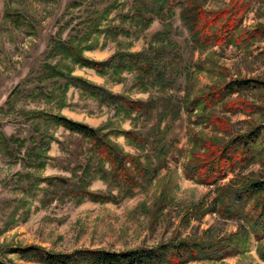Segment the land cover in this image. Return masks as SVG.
Segmentation results:
<instances>
[{
	"label": "rangeland",
	"instance_id": "374dc122",
	"mask_svg": "<svg viewBox=\"0 0 264 264\" xmlns=\"http://www.w3.org/2000/svg\"><path fill=\"white\" fill-rule=\"evenodd\" d=\"M134 1L0 0V137L12 138L7 147L0 144V260L6 264H42L18 251L31 245L53 252L121 251L192 239L206 231L205 237L226 236L240 223L211 211L213 202H229L225 190L217 186L235 185V175L240 180L248 176L264 180V87L227 95L214 104L204 101L203 108L194 112L182 105L185 96L195 98L234 79L264 81V0H250L237 31L240 36L206 49L193 47L180 21L183 0H175L172 14L155 17L144 30L122 18L132 11ZM203 4L205 10L214 11L227 7L230 0H204ZM109 26L125 31L106 35ZM160 31L166 44V69L164 79L154 85L140 82L129 71L101 75L53 51L55 40H70L83 48L82 56L101 61L118 51L146 49ZM158 43L159 38L154 45ZM54 64L127 98L152 99V115L125 118L77 87L62 86L64 80L47 70ZM196 114L208 115V121ZM45 115L65 116L92 127L109 126L108 132L115 127L139 130L150 141L162 138L165 151L158 153L155 144L137 149L113 131L109 137L124 152L158 167L154 176L139 178V185L125 194L118 186L95 179L87 188L110 192L115 200H78L68 190L88 158V144ZM252 127L259 133L253 143L257 151L243 167L228 172L217 184L202 183L184 172L187 165ZM47 134L53 139L41 155L44 166L38 167L28 152ZM48 177L56 179L52 184L41 181ZM258 247L250 235L247 247L237 254L184 264H264Z\"/></svg>",
	"mask_w": 264,
	"mask_h": 264
},
{
	"label": "trees",
	"instance_id": "16d2710c",
	"mask_svg": "<svg viewBox=\"0 0 264 264\" xmlns=\"http://www.w3.org/2000/svg\"><path fill=\"white\" fill-rule=\"evenodd\" d=\"M203 3L204 0H183L180 6L179 18L188 32L193 47L206 49L210 45L232 41L237 31L240 30V23L250 6V0H230L227 7L214 11L205 10ZM174 4L175 0H135L132 11L124 14L122 18L144 30L155 17L172 14ZM124 31L125 29L120 26H109L104 29L106 35L120 34ZM162 33V31L157 32L153 37L155 42L159 38L158 46L154 45L153 41L149 47L141 51H118L101 61L82 56L83 48L70 40H55L53 51L62 58H69L74 64L92 68L101 75L129 71L140 78V82L154 85L164 79L166 69L164 56L166 44L164 45V38H160L163 36ZM59 64L47 65V70H49V75L64 80L62 86L77 87L86 97L110 107L114 113H121L125 118L131 117L132 114L139 118H149L152 115L154 109L152 99L133 100L113 93L82 77L67 73L66 68ZM261 87H264L262 80L234 79L218 89H211L195 98L187 95L182 105L194 112L198 107L203 108L204 101L207 104H214L227 95ZM196 117H201L203 121L208 119V115L204 114H196ZM45 119L62 126L70 133L79 135L88 144L86 150L88 158L85 164L81 165L80 172L75 176L76 181L70 185L68 190L69 195L78 200L89 199L99 202L115 200V195L110 192L102 193L87 188L95 179L103 180L109 186H118L119 190H124L125 194L131 193L132 188L139 185V178L154 176L158 167L152 168L151 165L142 162L137 154L124 152L109 137L113 131L116 135L123 134L137 149L144 150L149 144L152 146L155 144L154 149L158 153L165 151L162 138L155 140L154 137L150 141V137L139 130L115 127L108 132L105 129L109 126L92 127L65 116L45 115ZM159 125L160 123L157 124V129H160ZM255 129L256 127H252L247 133L235 136L208 152L203 159L187 165L184 172L187 175L197 176L202 183L217 184L225 178L228 172H234L235 169L243 167L254 157L253 151L257 149L254 148L253 143L259 136ZM11 139L5 136L0 137V144L7 147ZM52 139L53 137L48 134L45 137L42 135L33 144L28 152L33 165L44 166L41 155L48 151ZM235 177L236 183L230 180V183L235 184L234 187L229 183L217 186L218 190H225L229 202H224V200L213 202L211 210L224 217L235 218L240 223L238 230L226 236L205 237L206 231L205 235L192 239L171 240L156 246H140L121 251L82 248L69 252H53L34 245L20 248L18 251L24 257L42 264H184L198 259H222L237 254L247 247L248 237L253 235L259 242L258 256L264 262V243H262L264 239V180L250 176L243 177L241 180L237 175ZM54 179L56 177H48L41 181L46 180L48 184H52ZM0 264L6 263L0 260Z\"/></svg>",
	"mask_w": 264,
	"mask_h": 264
}]
</instances>
